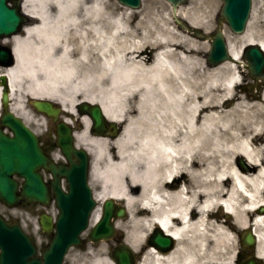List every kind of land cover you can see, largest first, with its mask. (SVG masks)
Returning <instances> with one entry per match:
<instances>
[{
	"label": "bare ground",
	"instance_id": "1",
	"mask_svg": "<svg viewBox=\"0 0 264 264\" xmlns=\"http://www.w3.org/2000/svg\"><path fill=\"white\" fill-rule=\"evenodd\" d=\"M144 1L133 9L111 0H25L23 9L36 21L11 39L15 65L0 67V78L9 83V108L27 120L21 98L26 100L28 85V96L52 99L75 116L78 104L88 102L123 125L114 140L95 137L84 116L76 139L93 156L96 200L113 199L127 209L128 220L116 227L125 230L130 248L143 253L139 264H221L224 251L234 242L243 245L247 231L257 234L254 255L264 263V104L237 92L243 64L211 66L206 45L175 24L177 16L207 33L212 9L200 11V0L176 8L158 0L171 8L166 17L164 5ZM105 12L127 15L108 24ZM256 25L249 22L238 45L225 30L238 60L245 44L264 48ZM166 157L171 179L161 181ZM193 186L204 189L195 198ZM101 217L98 206L91 223ZM155 226L176 239L170 252L147 247ZM200 240L206 241L203 255L196 254ZM109 256L104 247L90 246L77 253L75 264H115ZM227 262L235 264L234 258Z\"/></svg>",
	"mask_w": 264,
	"mask_h": 264
},
{
	"label": "water",
	"instance_id": "2",
	"mask_svg": "<svg viewBox=\"0 0 264 264\" xmlns=\"http://www.w3.org/2000/svg\"><path fill=\"white\" fill-rule=\"evenodd\" d=\"M119 1L132 8L141 5V0ZM168 1L176 8L186 0ZM251 1L223 0L219 27L210 37L212 50L208 58L211 63L218 64L226 60L240 63L228 53L222 31V21L226 20L233 32H244L250 16ZM26 21L27 17L21 13L18 3L15 7H9L7 0H0V39L18 33ZM176 21L180 27L201 35L198 29L187 26L177 17ZM0 56H8L9 61L6 65L13 63L9 49H1ZM244 57L248 61L250 76L256 81L264 80V52L262 48L258 45H248ZM8 98V94L4 93L3 101L7 102ZM33 105L39 111L57 120L60 110L54 108L50 102L34 101ZM79 110L90 115L95 133H103L105 120L101 108L82 104L79 106ZM1 123L13 131V136L5 134L0 127V199L9 206H14L22 200L49 203L48 185L38 173V170L43 167L51 171L54 177L51 185L56 193V202L60 213L55 224L56 232L42 257H35L36 248L31 238L23 232L19 225H10L0 216V264H62L69 248L82 242L80 234L87 228L90 213L96 204L92 190L88 185V154L83 149L75 148L72 130L65 123L57 125V136L63 154L71 163L70 167L55 164L41 149L37 136L13 113H4ZM240 163L241 166H245L243 160H240ZM14 174L25 178L20 194L17 182L13 178ZM63 176L69 183L68 192H64L61 187L60 179ZM124 215L123 208L116 209L113 201L108 200L104 204L102 219L90 231V238L99 241L102 238L111 237L114 233L112 217ZM41 224L44 230L52 231L51 217L43 215ZM150 241L160 249L167 250L173 246V238L161 230H156ZM254 242L255 239L248 233L244 238V243L253 246ZM113 256L116 258L117 264H133L132 252L125 245L115 250ZM238 264L263 263L251 257L244 262H238Z\"/></svg>",
	"mask_w": 264,
	"mask_h": 264
},
{
	"label": "rangeland",
	"instance_id": "3",
	"mask_svg": "<svg viewBox=\"0 0 264 264\" xmlns=\"http://www.w3.org/2000/svg\"><path fill=\"white\" fill-rule=\"evenodd\" d=\"M191 0H189L186 5L188 3H190ZM157 5L159 6H165L166 10L164 12V16L169 12V10H171V8L169 7V5H165L163 4V2L160 1H156ZM111 3L113 4V6L118 7L119 4L117 3V0H111ZM145 4V1L142 0V5L141 7H143V5ZM194 4V3H193ZM193 4H190V6H192ZM195 5H197V7L200 9V11H208L209 9H212V27L211 30L209 31V33H213L216 28H217V20L219 17V12L221 10V7L223 5L222 0H200L198 2L195 3ZM189 6V7H190ZM194 6V5H193ZM188 7V6H187ZM188 7V8H189ZM202 13V12H201ZM141 16V15H139ZM167 17V15H166ZM252 20L255 21L256 20V30H257V35L264 38V5L262 3H256V0H253V10H252V15L250 18V21ZM176 24V23H175ZM177 28L179 29V31H182L184 33H188L185 32L184 30H182L177 24H176ZM249 28V27H248ZM247 28V30H248ZM224 30L227 31V33L229 35L232 36L233 40L235 41V43L238 45L240 44L241 40H242V34H235L233 33L229 27L225 24L224 26ZM192 37H194L195 39L199 40L202 44L206 45V49L208 51V54L210 52L211 49V43L208 40H203L197 36H195L194 34H190ZM245 63V61H244ZM211 65V64H210ZM245 72H241V77H242V83L244 82H251L250 78L247 75V68L245 66ZM240 77V79H241ZM26 87H24L23 92L25 95V99L21 98L23 100V102L25 103V112L29 115L27 118V124L31 125L32 127H34L36 129V131L39 134H42L46 131V129L50 128V133L52 134V138L55 140L56 138V128L53 125V123L46 118L45 116L41 115L39 112H37L29 103L28 98V94L27 93V89H28V85H25ZM241 86V85H240ZM237 88V92L241 95L247 96L250 102H257V103H261L264 104V102L258 101V100H252V98L250 97V94H248L245 90L241 89V87ZM9 110V108H8ZM74 118H72L74 120V123H78V125L80 126V130H78V133H80L83 130V122H82V117L77 113L76 116L73 115ZM114 140V139H112ZM99 188V181L95 180L94 184H93V189L94 191L97 190ZM119 204L123 205L122 202H118ZM103 202L102 203H98V206L102 207ZM44 208H42L41 205H33V206H28V207H18V208H8L7 206H5L4 204L0 203V213L3 214L7 219L10 220H20L21 222L27 223L28 226H26V229H28L29 233L32 234L34 236V238L37 240L38 246L39 248H41L42 246H44L45 244L48 243L49 239L47 238L46 235L42 234L40 231L38 232V229H36V224H38L37 219L38 216L41 212V210H43ZM57 212L56 209L51 208V210H49L48 212ZM118 220H122V221H127L128 220V215L125 218H119ZM116 224V222H115ZM94 224H90L89 229L83 234V238H87V234L88 231L93 227ZM28 227V228H27ZM154 228V227H153ZM153 231V229L151 230ZM125 238V230L124 229H118L116 230V235L114 236V238H112L111 240H105V241H101V242H91L89 240H87V242H85L82 246L79 247H74L70 250L69 254L67 255L65 264H75V257L77 256L78 252L84 253L87 249L90 248V246H94V248L97 249H101L102 247H104V252L107 253L108 255H110L111 253V248L117 246L120 242H122ZM243 252L245 256H248L250 253V250L247 248L243 249V246L241 245V243H235L229 248V250L224 251V257L226 261L232 260L234 258V260L236 259L237 253L238 252ZM111 257V256H109ZM84 259V258H82ZM114 261V260H113ZM115 263V261H114Z\"/></svg>",
	"mask_w": 264,
	"mask_h": 264
},
{
	"label": "clouds",
	"instance_id": "4",
	"mask_svg": "<svg viewBox=\"0 0 264 264\" xmlns=\"http://www.w3.org/2000/svg\"><path fill=\"white\" fill-rule=\"evenodd\" d=\"M53 2H55V0H53ZM126 15H127L126 13H124V14L116 13L115 15H113L111 12H105V20H106V22L108 24H112L113 22H120L121 19H122V16H126ZM142 19H143V17H142ZM139 26L140 25H139V22H138V27ZM173 131H175V130H173ZM256 131H260V129L257 127ZM181 139H183V138L181 137ZM200 142H201L200 140L194 141L195 144H199ZM152 154L155 155V152H153ZM177 155L179 156L180 154L178 153ZM167 160H168V158L166 157L165 161L160 162V165H159V167H160L159 178H160L161 181L171 179V175L168 172V169L171 168L172 165L167 163ZM176 174L178 175L179 172L176 171ZM205 179H211V177H206ZM185 190H187V189H184L183 185H182V191H185ZM203 190L204 189H202V188H195V186H193V198H195V194H196L197 191H203ZM165 195H167V193H165ZM140 206H144V203L142 202ZM203 207L207 208L208 205H203ZM213 223H215V221H213ZM146 231H147V229H146ZM209 236L212 239H215V235L213 233H209ZM195 243H199L201 245V247H199L196 250V254L197 255H203V253H204L203 244L206 243V241L200 240V241H195ZM213 258H215V257H213ZM177 264H187V262L185 260L181 259V260L177 261ZM198 264H205V261L204 260H200L198 262ZM221 264H228V262L222 260Z\"/></svg>",
	"mask_w": 264,
	"mask_h": 264
},
{
	"label": "flooded vegetation",
	"instance_id": "5",
	"mask_svg": "<svg viewBox=\"0 0 264 264\" xmlns=\"http://www.w3.org/2000/svg\"><path fill=\"white\" fill-rule=\"evenodd\" d=\"M43 143V148L45 149V151H50L52 148V144H50L49 142H46L44 140H42ZM47 178H48V174H46Z\"/></svg>",
	"mask_w": 264,
	"mask_h": 264
}]
</instances>
